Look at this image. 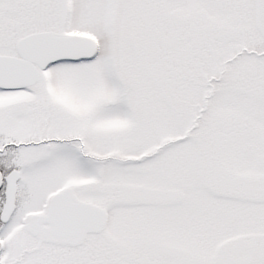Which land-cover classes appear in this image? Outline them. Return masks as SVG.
Segmentation results:
<instances>
[{"label":"snow or ice","instance_id":"snow-or-ice-1","mask_svg":"<svg viewBox=\"0 0 264 264\" xmlns=\"http://www.w3.org/2000/svg\"><path fill=\"white\" fill-rule=\"evenodd\" d=\"M0 264H264V0H0Z\"/></svg>","mask_w":264,"mask_h":264}]
</instances>
